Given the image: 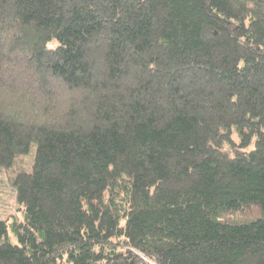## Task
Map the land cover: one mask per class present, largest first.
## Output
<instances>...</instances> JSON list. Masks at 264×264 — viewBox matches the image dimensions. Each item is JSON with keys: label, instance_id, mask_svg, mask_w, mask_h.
I'll return each instance as SVG.
<instances>
[{"label": "trees", "instance_id": "16d2710c", "mask_svg": "<svg viewBox=\"0 0 264 264\" xmlns=\"http://www.w3.org/2000/svg\"><path fill=\"white\" fill-rule=\"evenodd\" d=\"M1 171L0 264H264V0H0Z\"/></svg>", "mask_w": 264, "mask_h": 264}, {"label": "rangeland", "instance_id": "374dc122", "mask_svg": "<svg viewBox=\"0 0 264 264\" xmlns=\"http://www.w3.org/2000/svg\"><path fill=\"white\" fill-rule=\"evenodd\" d=\"M56 39H50L49 44L53 46ZM33 157L32 151L30 154L24 155L23 165L26 169L31 168V160ZM21 158H19V164ZM8 173L5 171L0 172V218L12 219L14 216L21 217V209L18 202L15 200L14 190L9 181ZM9 239L13 243H17L16 237L12 233H8Z\"/></svg>", "mask_w": 264, "mask_h": 264}]
</instances>
